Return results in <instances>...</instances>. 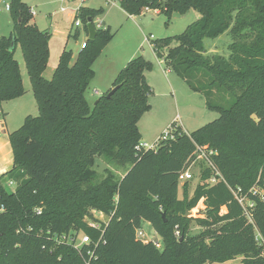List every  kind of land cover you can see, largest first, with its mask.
<instances>
[{
    "label": "trees",
    "instance_id": "1",
    "mask_svg": "<svg viewBox=\"0 0 264 264\" xmlns=\"http://www.w3.org/2000/svg\"><path fill=\"white\" fill-rule=\"evenodd\" d=\"M119 1L129 15L146 7L168 16L191 8L200 13L183 33L155 40L153 48L220 116L192 133L172 125L173 139L160 142L157 151L137 149L138 122L151 109L146 72L153 63L141 55L131 59L114 81V94L107 96L111 88L92 107L86 91L95 61L114 36L95 26L103 8H80L85 31L90 36L91 20L96 36L87 38L75 60L65 49L47 79L51 34L31 23L24 0H11L13 30L0 38V103L25 94L15 58L20 45L39 115L27 116L9 134L13 167L0 175V264H207L237 257H243L240 264H264L257 236L264 242V201L256 198L250 222L230 190L248 192L258 179L264 189V0ZM227 31L234 39L229 57L206 55L204 39ZM215 90L229 93L231 103L213 102ZM196 143L217 151L212 159L224 179L209 185L212 170L205 167L193 196L185 184L179 198L180 173ZM100 158L126 173L117 178L106 169L97 181ZM202 199L206 217L186 216ZM90 208L109 221L91 226L83 219ZM143 220L163 239L162 250L137 236ZM192 221L204 229L190 235ZM70 231H83L91 242L76 249L53 238Z\"/></svg>",
    "mask_w": 264,
    "mask_h": 264
},
{
    "label": "rangeland",
    "instance_id": "2",
    "mask_svg": "<svg viewBox=\"0 0 264 264\" xmlns=\"http://www.w3.org/2000/svg\"><path fill=\"white\" fill-rule=\"evenodd\" d=\"M11 0H0V38L9 36L13 30L14 20L11 11L7 8ZM117 0H74L73 2H63V0H24L32 11L31 23L35 24L40 30H47L51 36L49 38L50 57L48 68L44 76L51 79L60 55L67 50L73 51V57H77L82 44L88 37L84 28L73 26L74 16L79 7L103 8L102 14L95 18V26L101 21V26L97 28H110L113 39L103 48L95 61V76L90 82L86 91V97L93 107L98 98L109 90V80L117 78L120 71L126 66L127 59L135 52H140L146 60L154 65L153 70L148 71L150 87L153 91L149 95L151 109L144 113L138 122L142 134V142L153 145L166 129L176 125L183 131L192 133L197 129L207 125L220 116V112L208 107L207 99L203 92L192 90L186 80L179 76L175 71L169 69L164 63H160V58L156 55L154 48L151 47L153 41L180 35L187 27L198 19L200 14L196 9L191 8L184 13L173 12L171 16L165 13H157L151 9L146 11L144 8L139 15H129ZM65 5L68 11L59 12L61 6ZM103 6V7H101ZM160 10V9H159ZM161 11V10H160ZM71 32V34H70ZM78 33V34H77ZM153 35V38H152ZM234 41L232 34L227 31L218 37L204 39L206 55H222L226 58L231 54L230 45ZM178 45L174 40L172 47ZM15 58L19 61L25 94L21 97L3 101L0 103V117L5 122L7 132H13L20 128L25 118L29 115H39L38 104L33 92L31 80L28 74L26 63L20 45L17 46ZM74 60V59H73ZM169 82L173 86H170ZM152 85V86H151ZM154 88V89H153ZM231 95L215 90L213 102L221 105H229ZM149 113V114H148ZM193 177L179 179V198L184 196V185H188L189 198L194 194L196 187L203 184V172L206 167L205 160H197L188 163ZM186 166V167H187ZM95 169L97 170V181L102 180L107 170H111L117 178H121L126 173V168L119 167L114 163H107L104 158L97 160ZM10 189L16 187V183L9 184ZM117 204L118 200L115 198ZM188 217H206V204L204 199L200 200L197 207L192 209ZM89 224L98 228L101 223H107L109 216L105 213L90 208L83 218ZM190 235L200 233L204 228L192 221L189 226ZM137 235L140 239L150 241L156 238V247L162 250L164 247L163 239L158 235L148 221L143 220ZM180 236V235H179ZM259 243L263 244L261 235L257 233ZM243 258V257H242ZM242 259L225 263L207 264H240Z\"/></svg>",
    "mask_w": 264,
    "mask_h": 264
},
{
    "label": "built area",
    "instance_id": "3",
    "mask_svg": "<svg viewBox=\"0 0 264 264\" xmlns=\"http://www.w3.org/2000/svg\"><path fill=\"white\" fill-rule=\"evenodd\" d=\"M74 0H63V2H73ZM7 8L9 9V4H7ZM81 7H79L76 11V15L74 16V22L73 26H75L77 29L79 28H84V23L80 18L77 17V14L79 12ZM146 11H150L151 8L146 7ZM68 9L65 7V5L61 6V9L59 12L65 13L67 12ZM96 24V23H95ZM101 26V21L97 22V27ZM89 37V36H88ZM87 37V38H88ZM153 37V36H152ZM87 40V39H86ZM86 40L82 44L81 49L86 46ZM173 129L172 127L168 128L165 130V132L158 138V140L153 144V145H148L147 143H143L142 141L140 144L137 146V149L139 150H154L157 151L160 142L168 139H173ZM196 149L193 153V156L189 160L190 163H194L197 160H205L206 162V167L211 168L212 170V175L211 177L207 180V183L209 185H214L217 184L220 180H223V175L222 173L217 169L215 163L213 162L212 157L217 153L215 149L210 148L209 146H201L199 144H195ZM188 162V163H189ZM188 165V164H187ZM184 177L185 179H191L193 177V174L190 171V168L187 166L185 169L180 173V178ZM13 182L11 181L10 184ZM230 190L232 191L235 199L238 201V203L242 206L243 211H244V216L252 222V212L256 206V198L261 199L264 201V189L262 186L259 184V179L256 184H254L248 192H243L240 187L237 188H232L230 187ZM4 208L2 207L0 209L3 210ZM38 213H41V210L38 209ZM91 226L97 227L93 224H90ZM98 228V227H97ZM180 232L177 230L176 231V236L179 237ZM53 238L58 242V243H67L73 246L76 249L82 248L83 245L89 244L91 242V237L90 235L84 233L83 231H70L68 234H55ZM262 238V237H261ZM155 245H157L158 241L156 238L151 239ZM145 240V242H150Z\"/></svg>",
    "mask_w": 264,
    "mask_h": 264
},
{
    "label": "crops",
    "instance_id": "4",
    "mask_svg": "<svg viewBox=\"0 0 264 264\" xmlns=\"http://www.w3.org/2000/svg\"><path fill=\"white\" fill-rule=\"evenodd\" d=\"M107 1V0H106ZM117 3H119V0L115 1ZM81 7H85V6H81ZM103 7V6H101ZM98 8V7H97ZM104 8V7H103ZM155 10V9H154ZM157 13H160L159 9H156ZM132 16V15H131ZM135 17V16H132ZM200 17V14L198 15V18ZM77 32H79V29H77ZM71 34V32H70ZM153 36V35H152ZM153 38V37H152ZM151 47L153 48V43H151ZM167 53V50H164V54ZM138 55H140V52L135 51L128 59H127V63L137 57ZM74 56V55H73ZM73 59L75 60L76 57H73ZM160 63H164L163 59H160ZM126 65V64H125ZM95 66V65H94ZM166 71L170 72V69H166ZM54 72V71H53ZM146 78L148 83L150 84V80L148 77V72H146ZM114 77H112V79L109 80V85H107L108 87H106V90H110L111 88H113V84H114ZM170 86H173L171 82H169ZM152 86V85H151ZM154 89V88H153ZM150 112V111H149ZM149 114V113H148ZM11 132H7L6 128H5V122L3 121V119L0 117V175L8 172L12 167H13V152H12V148H11V144H10V138H9V134ZM138 236V235H137ZM143 241L145 242V239H143ZM238 259H242V257H238ZM236 260V259H234ZM234 260H230L228 262H232Z\"/></svg>",
    "mask_w": 264,
    "mask_h": 264
},
{
    "label": "water",
    "instance_id": "5",
    "mask_svg": "<svg viewBox=\"0 0 264 264\" xmlns=\"http://www.w3.org/2000/svg\"><path fill=\"white\" fill-rule=\"evenodd\" d=\"M88 27H89V32H90V36H89V38H90V39H94L95 36H96L97 31H96V29H95V27H94V25H93V23H92L91 20H89V22H88ZM14 47H15V41L12 42L11 49H13ZM117 88H118V86L114 87V88L108 93L107 96L110 98V97L114 94V92L117 90ZM97 102H98V101H96L95 104H97ZM188 213H189V212H187V214H188ZM181 240H182V238H181Z\"/></svg>",
    "mask_w": 264,
    "mask_h": 264
}]
</instances>
